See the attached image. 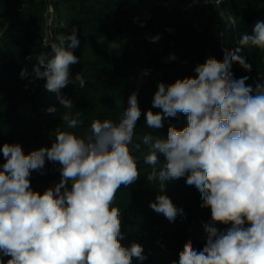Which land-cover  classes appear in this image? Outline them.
<instances>
[{
	"label": "clouds",
	"instance_id": "clouds-1",
	"mask_svg": "<svg viewBox=\"0 0 264 264\" xmlns=\"http://www.w3.org/2000/svg\"><path fill=\"white\" fill-rule=\"evenodd\" d=\"M223 19L229 29H238L234 15ZM77 31L73 27L70 34L45 41L32 67V80H44L43 87L66 110L60 115L64 128L54 129L50 147L28 153L19 142L0 145V264L5 257L6 264L146 260L143 245L121 243L122 211L116 206L118 190L140 179L133 149L140 151L141 144L147 148L143 163L151 166L145 179L157 183L160 193L149 203L153 211L169 222L186 216L164 194L166 182L181 178L200 193L201 208L210 209L202 225L203 245L188 239L172 264H264V79L258 77L253 87L249 76L237 78L232 72L234 63L251 71L245 49L264 52V19L241 34L234 48L225 47L222 60L209 56L195 66V76L159 82L152 107L161 111L144 113L147 127L161 129L166 118L181 114L187 124L181 129L170 124L166 138L144 134L135 144L142 115L136 92L118 122L96 119L84 134H76L83 126L81 113L72 112L73 101L62 89L77 82L85 87L78 73L71 74V66L80 62L74 54L80 44ZM19 75L30 76L27 66ZM46 111L57 115L58 108ZM46 162L59 165L60 179L40 192L33 189L31 176L45 174Z\"/></svg>",
	"mask_w": 264,
	"mask_h": 264
},
{
	"label": "trees",
	"instance_id": "trees-1",
	"mask_svg": "<svg viewBox=\"0 0 264 264\" xmlns=\"http://www.w3.org/2000/svg\"><path fill=\"white\" fill-rule=\"evenodd\" d=\"M172 1L188 4L194 0H0V145L19 142L28 153L50 147L54 129L64 128L60 115L66 110L60 108L55 93L40 89L37 80H32L26 59L41 51L50 3L58 15L56 36L70 34L73 27L78 29L80 44L74 54L80 62L71 66V74L75 77L78 73L85 87L80 88L77 82L62 89V94L73 101L72 112L81 113L83 126L75 129L77 135L84 134L96 119L118 122L133 92L142 111L134 144L140 143L144 134L166 138L170 124L178 129L185 127L187 117L182 114L166 118L161 129L147 127L144 113L161 111L152 107L158 83L195 76V66L209 56L222 60L225 47L234 48L241 34L250 32L257 19H264V0H221L219 7L209 0L205 7L194 4L188 9L178 8ZM210 10L220 11L222 17ZM229 14L237 18L238 29L227 27L223 17ZM156 35L161 38L152 42L149 38ZM104 39L118 40L119 46L103 48L100 43ZM172 55L176 59H170ZM244 55L252 65L251 71L234 63L232 72L237 78L249 76L247 83L254 87L260 82L258 77L264 79V52L245 49ZM25 66L30 76L21 78L19 73ZM36 97L39 111L31 120L17 113L23 98L34 101ZM49 106L58 108L57 115L46 111ZM133 154L139 157L140 179L129 188L122 186L116 198V206L122 211L121 243L143 245L147 259H134L133 264H172L178 261V253L188 239L196 246L203 245L205 235L195 236L190 223L202 227L210 218V209L201 208L200 193L181 178L166 182L164 194L183 208L186 216L178 215L169 222L157 214L149 207L160 193L157 183L145 179L151 171V166L143 163L146 146L141 144L140 151L133 149ZM58 167L46 162L45 174L33 172V189L43 192L58 182ZM8 258H4L5 264Z\"/></svg>",
	"mask_w": 264,
	"mask_h": 264
},
{
	"label": "built area",
	"instance_id": "built-area-1",
	"mask_svg": "<svg viewBox=\"0 0 264 264\" xmlns=\"http://www.w3.org/2000/svg\"><path fill=\"white\" fill-rule=\"evenodd\" d=\"M172 3L176 4V6L178 8L181 9H188L190 7H192L194 4L195 5H200L201 7H205L208 3H210L209 0H194L192 3H181V2H177V1H172ZM213 4H215L217 7L220 6L221 4V0H214ZM59 25V21H58V15L57 12L55 10V7L53 6V4H48L47 7V11H46V24H45V31H44V37H43V43H42V48L44 46L45 41H53V39L56 36V32H57V28ZM2 31H0V37L2 36ZM44 50H50V49H44ZM36 56V55H35ZM35 56L32 57V61H29V66L30 69L32 70L33 64L35 63L34 59ZM39 88L43 89V85L45 83L44 80H37ZM39 100L34 99V101H30L27 98H23L21 101V104L17 110V113L21 116H24L27 118V120H31L32 116L34 114H36L39 111Z\"/></svg>",
	"mask_w": 264,
	"mask_h": 264
},
{
	"label": "rangeland",
	"instance_id": "rangeland-1",
	"mask_svg": "<svg viewBox=\"0 0 264 264\" xmlns=\"http://www.w3.org/2000/svg\"><path fill=\"white\" fill-rule=\"evenodd\" d=\"M211 13L216 14L218 16H221L220 14H222L220 11L218 10H210ZM222 17V16H221ZM131 42V41H130ZM100 45L103 48H115L117 46H119V41L118 40H107L104 39L101 41ZM190 226L193 228L194 230V235L195 236H201V235H205L203 227H200L196 224V222H191Z\"/></svg>",
	"mask_w": 264,
	"mask_h": 264
}]
</instances>
